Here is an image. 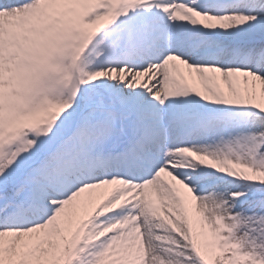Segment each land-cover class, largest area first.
Returning <instances> with one entry per match:
<instances>
[{"label":"snow or ice","instance_id":"1","mask_svg":"<svg viewBox=\"0 0 264 264\" xmlns=\"http://www.w3.org/2000/svg\"><path fill=\"white\" fill-rule=\"evenodd\" d=\"M264 264V0H0V264Z\"/></svg>","mask_w":264,"mask_h":264},{"label":"rangeland","instance_id":"2","mask_svg":"<svg viewBox=\"0 0 264 264\" xmlns=\"http://www.w3.org/2000/svg\"><path fill=\"white\" fill-rule=\"evenodd\" d=\"M210 264H211V262H210Z\"/></svg>","mask_w":264,"mask_h":264}]
</instances>
